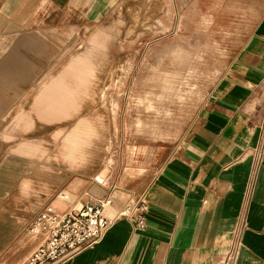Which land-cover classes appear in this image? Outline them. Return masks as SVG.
<instances>
[{
    "label": "crops",
    "instance_id": "obj_1",
    "mask_svg": "<svg viewBox=\"0 0 264 264\" xmlns=\"http://www.w3.org/2000/svg\"><path fill=\"white\" fill-rule=\"evenodd\" d=\"M115 2L0 0V123L11 117L7 129L0 128V264H21L37 247V238L26 235L47 206L66 212L109 194L106 188L99 190L102 196L92 188L83 193V180L69 185L67 200L55 199V179L38 174L40 164L53 165L52 158L35 159L32 165V157L23 151L26 141L14 140L8 132L15 127L11 120L23 105H17L23 95L6 86L36 84L40 77L34 71L54 51L50 38L67 27L66 21L83 14L101 20ZM216 50L223 55L221 64L208 60L204 67L209 73L226 67L199 109L202 120H194L188 140L144 191L146 225L138 228L133 220L118 217L93 246L61 264H222L244 218L237 264H264V151L259 156L264 138V14L233 61L224 49ZM33 110L32 105L27 114L32 116ZM143 171L142 165L130 166L126 177ZM41 187L46 192L41 194ZM112 196L109 214L116 215L129 198L122 192Z\"/></svg>",
    "mask_w": 264,
    "mask_h": 264
},
{
    "label": "rangeland",
    "instance_id": "obj_2",
    "mask_svg": "<svg viewBox=\"0 0 264 264\" xmlns=\"http://www.w3.org/2000/svg\"><path fill=\"white\" fill-rule=\"evenodd\" d=\"M109 8L101 20L71 16L50 38L54 51L34 71L37 83L6 86L23 95L8 132L26 141L32 165L52 158L38 174L55 179L57 201L84 180L83 193L106 188L135 202L202 120L199 109L226 67L209 73L203 63L221 64L217 47L234 60L264 0H116ZM140 165L142 175L127 179Z\"/></svg>",
    "mask_w": 264,
    "mask_h": 264
},
{
    "label": "built area",
    "instance_id": "obj_3",
    "mask_svg": "<svg viewBox=\"0 0 264 264\" xmlns=\"http://www.w3.org/2000/svg\"><path fill=\"white\" fill-rule=\"evenodd\" d=\"M264 151V138L259 156ZM112 193L103 197L89 198L78 208L60 212L47 206L37 214L29 226V232L37 240V247L21 264H61L84 249L93 246L118 217H127L143 228L147 222L149 203L145 194L135 202L127 200L113 217L107 209L113 203ZM246 218L236 228L222 264H237L242 247V232Z\"/></svg>",
    "mask_w": 264,
    "mask_h": 264
},
{
    "label": "bare ground",
    "instance_id": "obj_4",
    "mask_svg": "<svg viewBox=\"0 0 264 264\" xmlns=\"http://www.w3.org/2000/svg\"><path fill=\"white\" fill-rule=\"evenodd\" d=\"M60 196H62V199H63V200H67V199L69 198V195H67V194H65V193H62V195H60ZM124 204H125V203H124ZM124 204H123V205H124ZM111 206H112V205H111ZM111 206H110V207H111ZM110 207H109V208H110ZM72 208H75V206H71V209H72ZM109 208L107 209V213H106V214H107L108 216H110V217L115 216V215H111V214H109ZM71 209H70V210H71Z\"/></svg>",
    "mask_w": 264,
    "mask_h": 264
}]
</instances>
